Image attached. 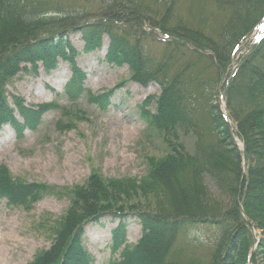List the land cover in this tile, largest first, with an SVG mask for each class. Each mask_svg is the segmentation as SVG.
<instances>
[{
	"label": "trees",
	"instance_id": "obj_1",
	"mask_svg": "<svg viewBox=\"0 0 264 264\" xmlns=\"http://www.w3.org/2000/svg\"><path fill=\"white\" fill-rule=\"evenodd\" d=\"M97 1L104 16L78 25L83 9L73 3L74 12L45 16L50 9L60 13L63 2L0 0V131L36 127L46 106L25 104L6 84L19 72L36 73L39 64L48 70L71 60L77 50L67 35L77 30L82 51L100 49L106 36L109 63L127 65L142 86H159L157 96L142 102L145 108L154 101V111H142L169 151L140 179L91 173L73 189L50 246L27 264H92L83 235L104 217L117 221L111 264H258L259 255L264 259V30L234 68L232 62L263 19L264 0ZM85 77L73 62L65 88L71 99L85 91ZM112 91L89 100L106 108ZM190 134L193 150L183 140ZM49 191L13 179L0 165V199L27 206ZM128 216L140 226L132 245L123 244ZM251 225L261 237L249 259Z\"/></svg>",
	"mask_w": 264,
	"mask_h": 264
},
{
	"label": "rangeland",
	"instance_id": "obj_2",
	"mask_svg": "<svg viewBox=\"0 0 264 264\" xmlns=\"http://www.w3.org/2000/svg\"><path fill=\"white\" fill-rule=\"evenodd\" d=\"M59 1L63 2L60 13L50 9L43 11L44 15L74 12L71 6L76 5L83 9L78 25L104 16L97 0L87 5ZM253 37L251 34L242 44L235 59ZM67 38L77 50L71 60L59 59L48 70L39 64L36 73L19 72L6 84L7 93L19 96L25 104L46 107L35 128L18 132L9 125L2 128L0 165L7 167L13 179L43 183L50 191L27 206L0 199V264H27L48 248L71 203L73 189L84 185L91 173L102 178L140 179L151 162L169 151L162 134L148 123L142 111H154V101L145 108L142 102L148 96H157L159 86L154 82L142 86L130 78L127 65L109 63L105 58L106 36L100 49L89 52L81 50L83 43L77 30L69 31ZM73 62L86 74L82 85L85 91L75 99L65 92ZM107 90L113 91L106 108L89 100L90 95ZM183 140L193 150L192 135L183 136ZM127 219L123 244L132 245L140 237V226L134 218ZM116 225L111 217L87 225L82 243L92 264H111L117 257L118 251L111 250V230ZM254 233V244H258L261 233L258 229ZM258 264H264L260 255Z\"/></svg>",
	"mask_w": 264,
	"mask_h": 264
},
{
	"label": "water",
	"instance_id": "obj_3",
	"mask_svg": "<svg viewBox=\"0 0 264 264\" xmlns=\"http://www.w3.org/2000/svg\"><path fill=\"white\" fill-rule=\"evenodd\" d=\"M261 23L264 24V19L262 20ZM220 102L222 103L221 99H220ZM225 114H226V113H225ZM235 144H236L237 146H239L240 151H241L242 160L244 161V160H245V155H244V152H243V149H242V144H241L240 142H237V141H235ZM251 230L253 231V226H252V225H251ZM256 245H257V243L255 244V246H253V248H252L250 254H252V252H253L254 248L256 247Z\"/></svg>",
	"mask_w": 264,
	"mask_h": 264
},
{
	"label": "bare ground",
	"instance_id": "obj_4",
	"mask_svg": "<svg viewBox=\"0 0 264 264\" xmlns=\"http://www.w3.org/2000/svg\"><path fill=\"white\" fill-rule=\"evenodd\" d=\"M263 26V25H262Z\"/></svg>",
	"mask_w": 264,
	"mask_h": 264
}]
</instances>
